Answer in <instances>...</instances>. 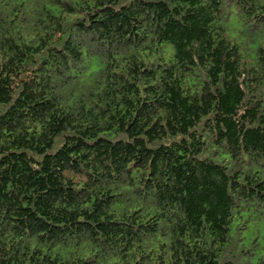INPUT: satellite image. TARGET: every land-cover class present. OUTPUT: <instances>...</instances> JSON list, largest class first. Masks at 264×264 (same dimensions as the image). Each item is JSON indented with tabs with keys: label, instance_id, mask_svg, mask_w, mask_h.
<instances>
[{
	"label": "trees",
	"instance_id": "obj_1",
	"mask_svg": "<svg viewBox=\"0 0 264 264\" xmlns=\"http://www.w3.org/2000/svg\"><path fill=\"white\" fill-rule=\"evenodd\" d=\"M0 264H264V0H0Z\"/></svg>",
	"mask_w": 264,
	"mask_h": 264
},
{
	"label": "rangeland",
	"instance_id": "obj_2",
	"mask_svg": "<svg viewBox=\"0 0 264 264\" xmlns=\"http://www.w3.org/2000/svg\"><path fill=\"white\" fill-rule=\"evenodd\" d=\"M237 29H238V24L236 23L235 19H232L229 24L228 33L234 34Z\"/></svg>",
	"mask_w": 264,
	"mask_h": 264
}]
</instances>
